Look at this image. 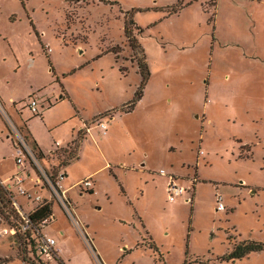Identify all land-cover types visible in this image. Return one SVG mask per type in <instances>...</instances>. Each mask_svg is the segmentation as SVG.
I'll return each mask as SVG.
<instances>
[{
    "label": "rangeland",
    "instance_id": "1",
    "mask_svg": "<svg viewBox=\"0 0 264 264\" xmlns=\"http://www.w3.org/2000/svg\"><path fill=\"white\" fill-rule=\"evenodd\" d=\"M168 1L145 12L108 0H0V178L17 171L19 137L36 155L26 128L55 147L69 143L78 113L93 119L64 187L97 171L95 193L69 192L95 252L57 202L46 229L71 264H264V252L220 261L238 242L264 243V0ZM43 93L55 104L44 113L50 127L42 106L37 119L29 109ZM72 147L40 166L52 170ZM170 177L187 190L175 203ZM25 179L27 191L46 195L45 182ZM7 227L0 221V232ZM15 240L0 235L2 264H24Z\"/></svg>",
    "mask_w": 264,
    "mask_h": 264
},
{
    "label": "built area",
    "instance_id": "2",
    "mask_svg": "<svg viewBox=\"0 0 264 264\" xmlns=\"http://www.w3.org/2000/svg\"><path fill=\"white\" fill-rule=\"evenodd\" d=\"M29 109L33 115L40 114V107L36 98L31 99ZM94 123L97 124L102 130L107 131L106 123L101 122L99 119L95 120ZM85 129L86 132H90V127H88V125H85ZM18 140L20 142V145H14L16 152V166L18 167V170L14 175L10 176L5 181H1V185L5 189L11 190L19 197L25 198L29 203H32L33 205L35 204V202L41 201H43L42 204H52L53 214L49 218H46L42 221L33 222L30 218V213H26L24 211L22 205L18 203V196L16 197L15 195L12 200L13 207L15 208V211L18 215V219H12L13 223L2 230L0 232V235H9L16 239L15 242L20 241V246L23 248L25 256V260L23 262L24 264H58L61 260V252L58 248L57 240L46 233V229L55 220L54 204L55 202H57L64 213L72 219L74 225L79 229L86 242L93 249V245L88 238V228L76 217L75 205L72 202L71 197L69 196V192L73 188H80L81 191L93 192L94 184L92 182V178H87L86 180L80 181L70 188H65L64 181L66 179V166H64L62 163L55 164V167H53L52 170L46 171L40 166L39 158L30 149H28V146L25 143L24 139L22 137H19ZM28 157L31 159L35 168H37L41 172V175H37L35 173L37 175V179L35 181L36 184L41 183L43 186V182H45L48 185L46 195L43 197L42 195H38L36 192L30 193V191H27L24 188L26 175H30V171H28V169H33L31 167L30 161L26 163ZM160 174L162 176L168 177V174L165 170H161ZM40 189L41 191H45L41 186ZM186 191L187 190L178 183V180L175 177H170V181L167 186V194L171 203H175L177 198L183 196ZM217 203L218 210H225V207L223 205V198L221 196L217 197Z\"/></svg>",
    "mask_w": 264,
    "mask_h": 264
},
{
    "label": "crops",
    "instance_id": "3",
    "mask_svg": "<svg viewBox=\"0 0 264 264\" xmlns=\"http://www.w3.org/2000/svg\"><path fill=\"white\" fill-rule=\"evenodd\" d=\"M108 1H111V2H113V3H117V5L116 6H119V7H121L122 9H124V8H126L127 7V5H130L131 7H135L137 10H143V11H145V12H149V11H158L159 9H165V8H168V7H171L172 5V3L171 2H169L168 0H142V1H140V0H108ZM165 1V2H164ZM132 5H134V6H132ZM128 12V11H127ZM17 20V19H16ZM16 20H12L13 22H15ZM30 25H31V27H33L32 29H34V30H36L37 31V29H36V26L34 25V23H33V21L31 20L30 21ZM33 30V31H34ZM36 33H38L39 34V32H36ZM3 35V34H2ZM1 37H3V36H0V38ZM39 92H42V89L41 90H39ZM40 95V94H39ZM44 95V96H43ZM43 95H42V97H39L40 98V101H42V103H39L40 101L38 100V103H39V107L40 106H42V108H41V114H42V112H43V114L45 113V112H47L49 109H51L52 107H54L55 106V104H52V100L51 99H49L44 93H43ZM0 100L3 102V97L0 95ZM10 102L11 101H14V103L13 104H9V107H11V109H12V111L17 115V116H21L22 115V108L21 109H19L18 107H17V104H16V102H15V100H9ZM43 103H44V107H43ZM41 104V105H40ZM20 114V115H19ZM37 116H34V118H36ZM96 116H94V118H95ZM37 119V118H36ZM76 119H78V121H79V125H78V128H77V130H72V134H71V137L69 136L68 138H70V141H69V143H67L66 145L64 144V143H62V142H59V141H57L56 143H55V147H53V146H49V147H47L45 144H43V142L38 138V136L32 131V130H30L29 128H26L27 129V132H28V135H30V138L32 139V145H33V148L35 147V143H34V141H36L37 142V144H38V146H39V148L41 149V151L43 152V154L45 155V157H46V159H47V157L48 156H51L56 150H55V148H57V147H60V148H67V147H71L72 146V144H73V142L76 140V138H78V134H79V132H81V136L83 137L81 140H79L80 141V143H79V148L78 149H80V150H78V158H79V153H80V151H81V149H83V147H84V145H85V143H87V141H88V138L93 134V131L95 130L94 128H92V127H90V132H86V129H85V125H88V123H90L93 119H90V120H84V118L80 115V113H78L77 114V117H76ZM41 120L43 121V122H46L47 124H48V126L50 127L51 125H52V122L49 120V118L47 117V114H44V115H41ZM97 128L99 127L98 125L96 126ZM95 127V128H96ZM100 128V127H99ZM101 129V128H100ZM102 130V129H101ZM86 132V133H85ZM67 138V139H68ZM13 145H14V143H13ZM79 160V159H78ZM68 167V166H67ZM67 167L65 168V171H66V179H65V181H64V183L66 182L67 183V181L69 180V175H68V172H67ZM16 168H17V170H18V167L16 166ZM17 172V171H16ZM15 172V173H16ZM97 172V171H96ZM96 172H94L93 174H91V175H95L96 174ZM14 173V174H15ZM29 173V172H28ZM13 174V175H14ZM30 175H26L27 177H28V179H31L32 181H36V179H37V175L35 174V172L34 171H31L30 173H29ZM91 175H89V176H91ZM88 176V177H89ZM87 177V178H88ZM86 178V179H87ZM90 178V177H89ZM92 178V177H91ZM7 178H5V179H2V178H0V180H3V181H5ZM25 181H26V179H25ZM80 181H83V180H80ZM80 181H78V182H76L75 184H77V183H79ZM75 184H73V185H75ZM73 185H71V186H69V187H67V188H70V187H72ZM25 187V186H24ZM33 187H35V185L33 186ZM36 188V187H35ZM32 189V188H31ZM93 193H95L94 192V190H93ZM82 195V194H81ZM25 199V198H24ZM24 199L22 198V197H17V200H18V203H20L21 205H22V208L24 207V206H30L31 207V203H24ZM21 200V201H20ZM26 200V199H25ZM27 202V201H26ZM24 209V208H23ZM31 211H33V208L31 209V210H29V211H27L28 213L29 212H31ZM87 228H88V226H86ZM89 230V229H88ZM89 232V231H88ZM57 233H59L60 235H61V237H63L64 238V241H66V238H65V232L63 231V230H60V231H58ZM48 234V233H47ZM54 238V237H53ZM56 239V238H55ZM57 243H58V248L60 249V258H61V262L63 263V264H71V260L69 259V257L66 255V253H65V247H64V242H62V241H58L57 240ZM90 246V245H89ZM90 248H92V247H90ZM93 250H94V248H93ZM95 252V251H94ZM97 260H98V263L99 264H105L104 263V261L101 259V258H99L98 256H97Z\"/></svg>",
    "mask_w": 264,
    "mask_h": 264
},
{
    "label": "trees",
    "instance_id": "4",
    "mask_svg": "<svg viewBox=\"0 0 264 264\" xmlns=\"http://www.w3.org/2000/svg\"><path fill=\"white\" fill-rule=\"evenodd\" d=\"M102 3H109L107 0H101ZM175 13H178L180 10L179 8H173L172 9ZM69 22V20H67ZM130 24L132 26L134 25V20L130 19ZM126 36L129 38V41L131 43V47L133 50H136L139 46L138 49L141 50V46L136 44L134 42L133 34H132V29L127 25L126 26ZM131 31V33H129ZM137 49V50H138ZM138 64L140 66V70L142 73L146 72V65L143 62L138 61ZM31 99H35V97H32ZM37 116V115H34ZM83 137L81 136V132L78 134V138L73 142L72 144V150L70 151H64V155H68L67 159L65 162H62L64 166H69L74 160L78 159V148H79V143ZM35 147L33 148L36 151V156L39 158V160L47 161L45 155L39 148L38 144L36 141H34ZM93 194V192H90ZM8 189H5L1 185V180H0V221L6 223L7 226H10L13 222L12 219L17 220L18 215L15 211V208L13 207V197H15L16 194ZM53 214V209H52V204L47 203V204H42L38 205L36 207H33V211L30 213V218L33 222H39L42 221L46 218H49ZM18 243V242H15ZM152 249H154L155 252H157V248H155L153 245L151 246ZM264 252V243L261 242H256V241H241L236 243L232 250L224 255L222 258H220L221 262L229 263L232 261H241L245 258H248L250 255L254 253H262ZM2 261H0V264ZM7 263V262H6ZM5 264V263H4ZM58 264H63L60 260Z\"/></svg>",
    "mask_w": 264,
    "mask_h": 264
},
{
    "label": "flooded vegetation",
    "instance_id": "5",
    "mask_svg": "<svg viewBox=\"0 0 264 264\" xmlns=\"http://www.w3.org/2000/svg\"><path fill=\"white\" fill-rule=\"evenodd\" d=\"M132 48V47H131ZM133 49V48H132ZM138 67H139V69H140V66H139V64H138ZM141 71V70H140Z\"/></svg>",
    "mask_w": 264,
    "mask_h": 264
}]
</instances>
